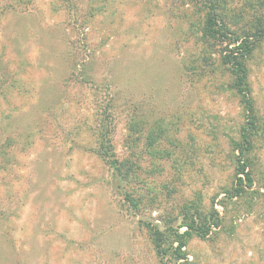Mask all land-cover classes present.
<instances>
[{
	"label": "rangeland",
	"instance_id": "obj_1",
	"mask_svg": "<svg viewBox=\"0 0 264 264\" xmlns=\"http://www.w3.org/2000/svg\"><path fill=\"white\" fill-rule=\"evenodd\" d=\"M226 7L236 33L264 28V0ZM28 8L0 12V264H173L153 231L167 242L193 204L220 225L189 239L190 264H264V38L247 61L254 185L234 197L249 118L217 48L204 62L195 0Z\"/></svg>",
	"mask_w": 264,
	"mask_h": 264
},
{
	"label": "trees",
	"instance_id": "obj_2",
	"mask_svg": "<svg viewBox=\"0 0 264 264\" xmlns=\"http://www.w3.org/2000/svg\"><path fill=\"white\" fill-rule=\"evenodd\" d=\"M196 4L204 10L201 20V35L200 42L207 54L203 55L204 62L209 66V58L213 53L209 50H218V64L228 71V76L231 80L230 88L235 91L240 97V103L245 109L248 121L247 128H244L241 134L240 143L236 146V164L238 166V174L245 177V184H242L241 178L238 179L239 188H235L232 196H240L244 189H251L254 185V179L248 172V153L252 147V140L250 138V129H256L257 124L253 118V101L251 92L248 86V69L247 61L255 47V44L264 38V28H257L252 34L236 33L230 28V21L228 15L227 4L228 0H195ZM0 12L5 10L24 12L33 3V0H18V5L21 9L14 8L8 4H1ZM19 9V10H18ZM21 10V11H20ZM136 125L132 128L135 129ZM149 137H154V132L150 133ZM104 143L106 145H104ZM101 149L98 150V155L120 175L127 174L128 169L124 166H119L116 160L115 153L110 145V141L101 142ZM123 167V168H122ZM247 170V172H246ZM193 210V212H191ZM220 225L219 219L216 215L208 216L202 215L198 209V205H190L184 208L181 214V224L176 229L170 228V238L167 242L162 240V232L157 229L153 231V245L156 254L160 258L172 259L173 264H190L187 260L184 248L187 242L193 235L200 238L207 236L211 226L218 227ZM180 227H185L186 230L182 233L178 232ZM167 247L164 248V245ZM175 244V245H174Z\"/></svg>",
	"mask_w": 264,
	"mask_h": 264
}]
</instances>
